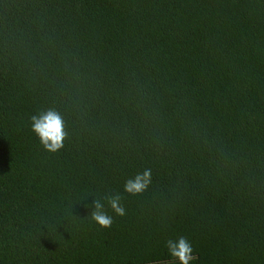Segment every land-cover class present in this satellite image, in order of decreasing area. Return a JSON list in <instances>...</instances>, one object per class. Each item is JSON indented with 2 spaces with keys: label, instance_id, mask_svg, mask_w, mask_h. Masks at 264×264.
<instances>
[{
  "label": "trees",
  "instance_id": "trees-1",
  "mask_svg": "<svg viewBox=\"0 0 264 264\" xmlns=\"http://www.w3.org/2000/svg\"><path fill=\"white\" fill-rule=\"evenodd\" d=\"M180 236L264 264V0H0V264H169Z\"/></svg>",
  "mask_w": 264,
  "mask_h": 264
},
{
  "label": "clouds",
  "instance_id": "clouds-1",
  "mask_svg": "<svg viewBox=\"0 0 264 264\" xmlns=\"http://www.w3.org/2000/svg\"><path fill=\"white\" fill-rule=\"evenodd\" d=\"M31 131L38 137L42 147L48 152H57L64 146L67 138L65 130V121L61 114L55 109L49 108L30 117ZM151 183V169H145L137 173L134 177L124 182L123 189L129 194L142 193ZM103 200L107 201L109 208L115 216L123 217L126 215V209L121 203L119 193L106 194ZM92 221L100 228H110L114 222V216L110 215L104 208L101 199H94L93 210L90 213ZM165 246L171 257L169 264H190L196 259L193 253V247L187 237L180 236L175 240L168 239Z\"/></svg>",
  "mask_w": 264,
  "mask_h": 264
}]
</instances>
